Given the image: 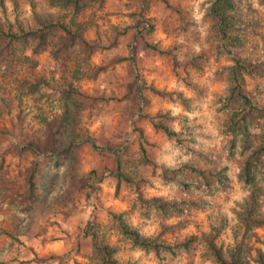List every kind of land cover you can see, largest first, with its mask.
Masks as SVG:
<instances>
[{"label":"rangeland","instance_id":"rangeland-1","mask_svg":"<svg viewBox=\"0 0 264 264\" xmlns=\"http://www.w3.org/2000/svg\"><path fill=\"white\" fill-rule=\"evenodd\" d=\"M84 1L87 5L75 12L61 0H0V27L5 31L64 22L86 41L73 42L66 33L53 31L35 52L37 40L27 48L16 43L11 50L0 40V261L103 264L99 247L116 245L123 262L138 258L140 264H214L200 244L163 262L131 249L116 231L111 211L127 212L131 224L143 225L150 235L176 225L166 235L169 240L201 234L212 221L225 220L218 239L224 249L241 244L252 247L253 256L258 248L264 250L235 214L248 192L237 180V162L225 158L224 139L219 136L224 116L217 99L229 84L216 71L230 62L212 55L213 30L206 17L209 0H105L103 5L99 0ZM239 1L249 22L243 52L261 59L264 4ZM141 17L154 25L149 39L170 52L148 46L137 26ZM124 29L128 31L123 34ZM194 51L210 57L202 70L189 63ZM257 81L264 84V76L248 77L249 88ZM154 89L174 94L162 96ZM70 90L84 95L82 109L68 97ZM167 111L193 120L205 150L228 165L231 189L210 198L212 205L204 209L169 219H146L135 208L134 188L123 182L117 194L116 173L121 168L135 180L149 178L141 184L147 196H182L138 160L137 127L145 131L149 155L159 164L173 165L183 158L176 143L155 128L157 115ZM171 125L181 129L180 121ZM74 129L88 130L98 148L90 140L74 142ZM36 165L40 167L37 200L28 206L17 197L26 190V179ZM254 232L264 239V226Z\"/></svg>","mask_w":264,"mask_h":264},{"label":"trees","instance_id":"trees-1","mask_svg":"<svg viewBox=\"0 0 264 264\" xmlns=\"http://www.w3.org/2000/svg\"><path fill=\"white\" fill-rule=\"evenodd\" d=\"M103 5L105 0H99ZM65 7L74 8L80 12L87 3L84 0H61ZM264 4V0H260ZM206 17L212 24L213 48L212 55L219 59L225 57L230 63L222 65L217 75L225 76L228 86L218 96V111L223 114L219 124V136L224 139L225 158L237 162V180L248 196L240 203L235 214L238 223L247 231H253L256 239L264 244V239L257 236L255 229L264 226V212L261 206L264 203V84L257 81L252 89L248 85V77L264 76V57L252 59L245 55L243 46L246 42L244 34L248 31L249 22L246 20L244 10L239 0H209ZM137 26L149 47L160 52H170L159 47L158 43L149 39L154 25L146 17L137 21ZM53 31H62L76 40L86 42L84 37L64 22L49 23L37 29L20 27L17 31H5L0 27V40L6 41L5 49H13L14 44H23L27 48L31 41L37 40L33 51L37 52L46 40V34ZM128 29H124L123 34ZM210 62V57L203 51L189 53V63L197 70ZM29 86L33 83L26 82ZM195 86L193 83H188ZM154 91L162 96H172L174 93L157 89ZM76 92V93H75ZM68 97L74 99V106L82 109V95L79 91L70 90ZM77 95L78 97H75ZM182 98V95H179ZM185 105L190 108L186 99ZM155 128L162 130L170 140L184 152L183 158L173 165L159 164L149 155L145 131L137 127L138 154L142 166L151 170V175L164 186L179 191L181 197H167L164 195L147 196L141 189V184L150 182L149 178L135 180L130 174L119 168L116 173L117 189L119 194L121 184L134 188L135 208L146 219L159 217L169 219L173 216H183L195 209H204L211 206L210 198L231 189V175L227 164H223L219 156L204 148L201 133L197 125L187 115L177 116L170 111L157 115ZM180 121L181 129L177 130L171 125ZM74 142L80 144L90 140L97 147L88 130L80 132L74 129ZM54 158H56L54 156ZM48 171H51L49 168ZM40 167L36 165L26 179V190L18 194L17 200L22 204L31 206L37 200V175ZM116 231L120 238L129 243L131 249L142 250L147 255H154L158 261L163 262L167 256L180 258L182 251H189L200 244L204 248V256L214 264H264V250L258 248L253 256L251 248L241 244L224 249L218 242L226 221H212L209 230L201 234H192L183 239L169 240L166 235L173 231L176 225L164 227L159 233L150 235L145 232L143 225L133 226L127 218V212H110ZM3 232H6L3 230ZM11 238L14 236L8 233ZM103 264H140L138 258L127 262L121 261L117 254L119 246L105 245L99 247ZM13 261H18L14 259ZM10 261H0L8 264Z\"/></svg>","mask_w":264,"mask_h":264}]
</instances>
